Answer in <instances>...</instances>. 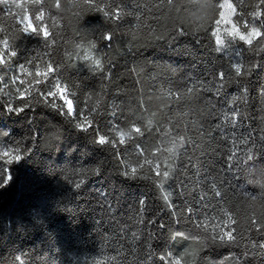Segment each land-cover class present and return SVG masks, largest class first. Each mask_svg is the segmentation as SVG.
Listing matches in <instances>:
<instances>
[{
	"label": "trees",
	"instance_id": "16d2710c",
	"mask_svg": "<svg viewBox=\"0 0 264 264\" xmlns=\"http://www.w3.org/2000/svg\"><path fill=\"white\" fill-rule=\"evenodd\" d=\"M21 7H9L0 5V44L4 39H9L10 45L20 44L19 51L27 49V54L32 57H40L37 63L43 68V61L49 59L46 53H53V59L64 60L65 54L72 55V63L75 67H68L64 73V79L72 73V81H83L77 91V103L87 101L89 106L96 102L93 90H99L101 107H111L119 100L126 99L135 111L133 101L140 100L138 91L142 92L143 99L149 112L158 109L161 103L156 97L162 89L170 87L174 82L179 86L180 81L173 75L172 69L178 68L181 73H194L203 77L213 69H228L229 57H219L214 51V38L207 31L209 27L216 28L214 18L218 16V5L215 0H195L193 8L200 11L201 19H195L191 14L178 15L175 10L169 12L166 2L160 8H154L153 12L159 17L153 19L149 16L146 23L154 30L150 33L148 28L142 27L134 38L130 30L132 17H127L120 22L109 21L103 11L97 7H89L83 0H60L64 6L62 12H56L54 17L55 27L51 30L55 33V45L45 46L42 40L26 39L21 36L18 21L22 12H35L36 5L33 0H22ZM55 0H47L53 4ZM110 0H96L99 9H104ZM151 5L158 0H147ZM224 2V0H221ZM238 7L237 19L250 20L253 11L264 9L259 0H231ZM135 10V9H133ZM45 23L52 25L53 18L50 13H45ZM212 23H209V21ZM183 23L191 31L198 32L199 44H195L196 36L186 35L177 38V50L173 51L171 41L165 43L156 36L168 37L172 32V25ZM111 31L114 39L110 47H105V41L99 39L102 32ZM96 43L99 51L92 55L104 58L108 80H102L100 74L93 76L86 72L81 59L83 53L88 52V44ZM134 47L129 50V44ZM79 45V47H78ZM175 46V45H174ZM185 48L192 49V55L184 54ZM242 51V49L237 48ZM231 56V51H229ZM250 54L244 52L243 57L234 59L244 60ZM261 63L262 70L257 71L249 83L252 117L250 123L259 133L264 129V96L258 95L261 87H264V53L255 57ZM24 57H19L23 61ZM66 62V61H65ZM246 63V61H245ZM27 67V65H26ZM79 69V71H77ZM138 69V72L131 71ZM17 72L18 69H13ZM2 75V73H0ZM33 77L24 76L25 85ZM140 81V83H137ZM103 85V87H102ZM44 87L43 84L40 85ZM117 89H120L117 94ZM237 91L235 84L226 89V94ZM12 92L15 93V91ZM89 94H92L91 97ZM35 95V93H34ZM152 97V99H149ZM15 95L7 89L2 90L0 85V105L8 103L20 104ZM57 105L61 104L56 101ZM222 103V101H220ZM162 113L155 117L157 124L161 123ZM108 115L105 113L100 118V127L104 132H110L107 127ZM174 122L183 123L186 117L173 115ZM58 122L64 129L63 143L59 151H47L41 145L31 140L28 133L29 127L43 128L46 125ZM248 124L245 125L247 130ZM0 129L7 130L11 135L0 137V153L12 149L19 144L22 148L30 146L31 152L27 158L19 163L7 164V158L0 156V166L8 168L12 180L6 187L0 188V264H9L14 256H21L25 264H165L159 259L160 255L171 254L172 264H264V250L251 249V241H264V231L253 230L245 236L240 246L209 247L203 240H187L184 238L172 239L171 234L179 227L186 233H195V224L188 220L177 226L163 201L165 191L170 190L169 185L180 180H189L185 190L187 203L199 205L196 215L203 217L217 216L224 208L237 210L241 222L249 221L252 216L264 225V187L259 184L246 182L244 178L233 180L229 177V183L225 186L226 197L224 201L213 199L211 194L202 203L194 200L192 186L197 182L203 185V191L196 189V196L208 191L209 182L217 177L223 161L216 156L202 159L197 157L201 168L197 181L191 168H180L175 181H167L164 191L157 187L152 169L145 164L143 169H138V175L142 178L135 181L124 180L120 172L125 164L134 165L137 157L134 150L129 147L121 156H113L111 150H101L91 143V135L78 132L73 123L51 107L47 106L39 97L32 99L31 110H26L19 116L7 115L0 111ZM183 132V128H181ZM130 143H134L130 142ZM146 150V156L153 163H163L168 153L163 149L166 143H161L156 132L146 134L141 139ZM159 146L161 152L152 156V150ZM215 147V145H213ZM187 157L182 156L181 162ZM258 166L264 167V161H257ZM103 173L102 177L93 174L98 168ZM78 173H86L85 183L80 189L74 187V181L81 177ZM190 178V179H189ZM206 178V179H205ZM106 190L107 198L99 193ZM147 198V216L167 227L158 233V238L152 240L154 247L150 259L144 260L147 255L144 244L136 246L135 251L128 246L126 240L118 239L119 229L127 224L131 228L138 225L140 216L138 201ZM172 202L177 205V211L183 205V201L173 191ZM107 204H112V213L108 212ZM207 205V207H205ZM153 229L155 225L151 226ZM244 227L250 224L244 223ZM143 240V236H142ZM245 251L259 253L250 258H242ZM19 264V262H17Z\"/></svg>",
	"mask_w": 264,
	"mask_h": 264
},
{
	"label": "snow or ice",
	"instance_id": "6c2138e0",
	"mask_svg": "<svg viewBox=\"0 0 264 264\" xmlns=\"http://www.w3.org/2000/svg\"><path fill=\"white\" fill-rule=\"evenodd\" d=\"M89 7L95 6L98 10L103 11L108 20L120 22L127 17H132L134 22H130V30L135 38L142 27L148 28L150 33L154 30L146 23L151 15L153 19L159 18L154 12V8H160L166 2L168 11L175 10L178 15L191 14L195 19L202 18L203 5L200 11H195L193 8L195 0H158V2L149 4L147 0H110L106 3L104 9H99L96 0H83ZM36 5L35 12L25 13L21 15L18 21L20 27L18 30L21 36L26 39L42 40L47 47L55 45V33L51 30L55 27L56 21L54 17L56 12L51 9L55 8L57 12H62L64 6L60 0H55L53 4L47 3V0H33ZM260 5H264V0H259ZM9 0H0V5H8ZM218 9V16L214 18L215 25L219 26L224 20V9H230L233 16L237 14L238 7L231 0H215ZM15 7H21L20 4H15ZM135 9V10H133ZM49 12L53 18L52 25L45 23V13ZM250 20H241L237 22L233 20L230 28H225L222 32L217 28L209 27L207 29L214 38V51L219 57H229L227 70L213 69L203 77H198L194 73H181L178 68L172 69L173 75L180 81L179 86L175 82L166 89H162L160 95L156 97L158 101L166 100L167 103H161L157 110L149 112L142 92L138 91L141 99L132 103L135 105V111L128 104L126 99L119 100L110 108L101 107L99 97L102 92L93 90L96 95V102L89 106L87 101L82 104L77 103V91L83 81L73 82L72 73H69V78L64 79V73L68 67H75L72 63L73 54H65L64 60L53 59V53H46L49 59L43 61L41 68L38 60L40 57H32L27 54V49L19 51L20 44L17 43L14 47L10 45L9 39H4L2 42L3 51H0V85L4 88L9 87V80L12 85H25V80L21 76L33 77L27 81V86L21 89L15 88V96L22 101L20 104L8 103L0 105V111L11 116H19L26 110H31L32 99L39 97L47 106L56 110L58 114L69 120V123L74 124V128L81 133L91 135V143L101 150H111L113 156H121L131 147L137 157V162L125 164L124 170L120 175L124 180L135 181L142 178L138 175V169H143L145 164H148L152 169V174L156 178L154 183L162 191L167 181H175L180 168H191L197 181L201 179L199 170L201 165L197 162V157L200 159L208 155L209 158L216 156L223 161L220 172L217 177L209 182L208 191L196 196V189L200 188L203 191L204 186L198 182L192 186V191L188 193L193 196L194 200L203 202L211 194L213 199L224 201L226 197L225 186L229 183V177L233 180L244 178L246 182L259 184L264 187V167L258 166L257 161H264V129L257 133L251 126L252 117L249 116L251 111L250 88L249 83L251 78L257 72L262 70L261 63L255 57L259 53H264V9L253 11ZM209 23H212L210 20ZM225 23H228L225 21ZM194 35L196 36L195 44H199L198 32H193L189 27H185L183 23L172 25V32L168 37L156 36V39H163L165 43L173 47V51L177 50L176 42L178 37ZM99 39L105 41V47H110L114 39V33L111 31L102 32ZM175 45V46H174ZM129 44V50L134 47ZM79 47V45H78ZM89 51L83 53L81 63L85 66L86 72H90L93 76L100 74L102 80L110 78L104 66V58H98L92 55L93 52L99 51L96 43L88 44ZM242 49V51L237 50ZM231 50V56L229 55ZM184 54L191 56L192 49L185 48ZM244 52L250 55L244 60L234 59L243 57ZM5 53L7 59H5ZM23 56V61L19 57ZM66 61V62H65ZM246 61V63H245ZM27 65V67H26ZM9 67L18 69L13 71L11 77L5 78ZM79 71V69H77ZM133 72H138V69H132ZM140 83V81H137ZM44 87L41 88L40 85ZM235 84L237 91L232 94H226V89ZM103 87V85H102ZM119 94L120 89H117ZM35 93V95H34ZM92 94H89L91 97ZM258 95L264 96V87H261ZM152 99V97H149ZM62 102L59 106L56 101ZM222 101V103H220ZM107 113L109 132H104L100 127V118ZM158 113H162L161 123L157 124L155 117ZM173 115L186 117L187 120L183 123L173 120ZM264 121V116L261 117ZM248 124L247 130L245 125ZM183 128V132L181 131ZM65 129L58 123L52 122L43 128L29 127V137L38 145L47 141L48 145H52L64 137ZM156 132L158 138H161V143L166 147L163 149L168 153L163 163L157 161L153 163L146 156V150L141 143L142 138H146L147 133ZM11 135L7 130L0 129V137ZM134 143H130L133 142ZM215 145V147H213ZM31 152L30 146L26 145L23 148L17 144L12 149L5 150L0 153V156L7 158L6 163H19L27 158ZM161 152L159 146L155 147L151 155L156 156ZM182 156H186L187 160L181 162ZM93 174L102 177L103 173L99 167L92 170ZM81 178L74 181V187L80 189L85 183L86 173H78ZM190 179V178H189ZM206 179V178H205ZM12 176L8 168L0 166V188H4L10 183ZM189 180H180L178 183L169 185L168 191L163 195V201L167 205L168 210L173 218V223L179 226L183 220H188L195 224V233H186L177 227L176 231L171 234L172 239L184 238L187 240H203L209 247H232L240 246L241 241L247 233L251 232L254 226L256 232L264 231V225L252 216L249 221L241 222L237 215V210L230 208L222 209L217 216L203 217L196 215V209L199 205L187 203L186 188ZM173 191L184 202L177 211V205L172 202L171 196ZM107 198L109 193L103 190L99 193ZM140 208L138 215L140 219L138 225L142 228H131L124 224L118 231V239L126 240L129 247L135 251L136 246L144 244L147 255L143 258L148 260L152 257L154 247L152 240L158 238V233L165 229L167 225L159 223L157 220L147 216V198H141L138 201ZM108 212L112 213L113 205H106ZM207 207V205H205ZM244 223L250 224V227L245 228ZM155 225L153 229L151 226ZM143 236V240H142ZM251 249L264 250V241L257 243L251 241ZM257 252L245 251L242 257L236 259L250 258L258 255ZM159 259L165 264H172L171 254L160 255ZM25 264L21 256H14L9 264ZM103 264V261L97 262Z\"/></svg>",
	"mask_w": 264,
	"mask_h": 264
},
{
	"label": "rangeland",
	"instance_id": "374dc122",
	"mask_svg": "<svg viewBox=\"0 0 264 264\" xmlns=\"http://www.w3.org/2000/svg\"><path fill=\"white\" fill-rule=\"evenodd\" d=\"M21 1H22V0H9V4H8V6H9V7H15V4H20V5H22V2H21ZM223 11H224V20L221 21V24H220L219 26H216V28L218 27V28L221 30V32H222L225 28H230V27H231V22H232L233 20H235V21H237V22H240V20L237 19V14H236L235 16H233L232 13H231V10H230V9L225 8ZM23 14H24V13L22 12L21 15H23ZM225 21H227L228 23H225ZM0 51H3L2 44H0ZM229 51H231V50H229ZM7 58H8V57H7V54L5 53V59H7ZM13 71H14V70H13L11 67H9V70H8L7 73H6L5 78L11 77V76L13 75ZM18 71H19V70H17V72H18ZM2 75H4V74L2 73ZM21 78L24 79V76H21ZM17 86H19V87H21V89H23V85H19L18 82H17V85H12V84H11V81L9 80V87H8V88H4L3 85H2V90L7 89V91H8L10 94L15 95L14 92H12V89H13V91H15V88H16ZM61 103H62V102H61Z\"/></svg>",
	"mask_w": 264,
	"mask_h": 264
},
{
	"label": "clouds",
	"instance_id": "9594fccd",
	"mask_svg": "<svg viewBox=\"0 0 264 264\" xmlns=\"http://www.w3.org/2000/svg\"><path fill=\"white\" fill-rule=\"evenodd\" d=\"M63 143V139L58 140L57 142L53 143L52 145H48L47 141L42 142V147L46 149L47 151L55 150L59 151L60 144Z\"/></svg>",
	"mask_w": 264,
	"mask_h": 264
}]
</instances>
